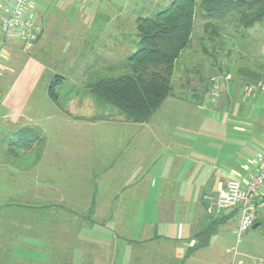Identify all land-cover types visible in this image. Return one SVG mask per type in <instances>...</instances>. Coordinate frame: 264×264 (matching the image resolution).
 <instances>
[{
  "label": "crops",
  "instance_id": "1",
  "mask_svg": "<svg viewBox=\"0 0 264 264\" xmlns=\"http://www.w3.org/2000/svg\"><path fill=\"white\" fill-rule=\"evenodd\" d=\"M35 13L28 5L34 21ZM4 32L0 45L14 55L15 47H22L20 33ZM4 81L0 110L14 109L0 115V130L6 131L29 118L31 106L4 100ZM253 105L261 113L252 115V106L228 131V119L217 122L222 130L208 132L200 147L192 146L194 140L182 134L183 125L173 117L151 115L143 122L119 112L84 117L96 129L92 165H45V150L37 152L35 164H16L7 159V144L0 143L5 148L0 150V264H252L253 258L264 259L232 254L218 229L207 245L186 253L215 217L216 190L229 178L252 176L264 156V100ZM234 214L238 226L235 208L216 219L222 225ZM212 245L231 257L209 260L200 251Z\"/></svg>",
  "mask_w": 264,
  "mask_h": 264
},
{
  "label": "rangeland",
  "instance_id": "2",
  "mask_svg": "<svg viewBox=\"0 0 264 264\" xmlns=\"http://www.w3.org/2000/svg\"><path fill=\"white\" fill-rule=\"evenodd\" d=\"M170 1L29 0V9L36 12L34 19L41 28L33 54V47L25 51L18 45L13 55L0 45V75L5 80L2 98L31 106L26 110L29 118L6 131L1 128L0 143L7 144L21 127L34 128L43 137L30 151L17 154L16 164H35V156L42 150L46 154L45 165L96 164V129L83 118L108 117L118 111L99 100L88 84L99 76L127 70V59L138 48L136 18L150 16ZM226 18L223 30L212 38L204 31L205 15L197 11L191 40L175 62L172 94L152 114V118H175L183 125L182 134L194 140V147L203 146L212 129L222 130L223 125L217 122L228 119V131L234 119L243 122L252 106V115L261 113L253 104L264 100V92L253 86L264 76V27L256 23L245 29L238 24L235 13ZM210 20L213 24L222 23V19ZM4 35L0 27V44ZM249 74L258 76L251 79ZM51 83L57 93L55 100L47 91ZM5 106L0 110L1 116L5 111H14L12 105ZM101 127L109 131V127ZM260 193L264 194V186ZM231 208L216 210L215 217ZM254 215L253 224L239 236L235 214L217 228L227 237L231 253L236 251L242 259H247L245 255L264 257V202ZM255 223L258 225L253 227ZM214 245L202 249L201 254L209 260L222 255L231 257L224 250L221 254L220 245Z\"/></svg>",
  "mask_w": 264,
  "mask_h": 264
},
{
  "label": "trees",
  "instance_id": "3",
  "mask_svg": "<svg viewBox=\"0 0 264 264\" xmlns=\"http://www.w3.org/2000/svg\"><path fill=\"white\" fill-rule=\"evenodd\" d=\"M197 11L205 15L204 31L212 38L223 30V22L231 13L237 15L238 24L245 29L256 23L264 27V0H171L152 15L136 18L138 48L128 57L127 70L118 75L97 77L88 84L90 91L103 103L116 108L124 118L134 122L146 121L172 94L175 62L191 40ZM211 18L222 19V23L213 24ZM253 75L249 74L251 79L258 76ZM256 81L264 83V76ZM47 91L55 100L57 93L53 83ZM13 135L7 143L9 161L16 160L17 154L30 151L35 143L43 140L41 134L31 127H21ZM220 223L216 217L210 220L194 236L196 242L186 253L207 245Z\"/></svg>",
  "mask_w": 264,
  "mask_h": 264
},
{
  "label": "built area",
  "instance_id": "4",
  "mask_svg": "<svg viewBox=\"0 0 264 264\" xmlns=\"http://www.w3.org/2000/svg\"><path fill=\"white\" fill-rule=\"evenodd\" d=\"M29 0H0V27L3 30L18 31L21 36L22 48L29 51L37 37L41 34L40 26L27 15ZM264 92V83L253 86ZM264 186V156L258 159L257 171L246 179L229 178L218 191L215 198L217 210L226 207L237 208L239 212L237 235L246 232L255 220L254 211L263 204L260 193ZM236 253V251H234ZM252 264H264L263 258L251 259ZM220 264V263H212ZM229 264H245L243 260Z\"/></svg>",
  "mask_w": 264,
  "mask_h": 264
},
{
  "label": "water",
  "instance_id": "5",
  "mask_svg": "<svg viewBox=\"0 0 264 264\" xmlns=\"http://www.w3.org/2000/svg\"><path fill=\"white\" fill-rule=\"evenodd\" d=\"M256 225H257V224H254L253 227L256 226Z\"/></svg>",
  "mask_w": 264,
  "mask_h": 264
}]
</instances>
